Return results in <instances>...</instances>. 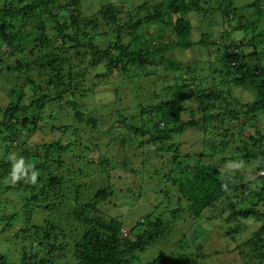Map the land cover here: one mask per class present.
I'll use <instances>...</instances> for the list:
<instances>
[{
	"label": "trees",
	"instance_id": "1",
	"mask_svg": "<svg viewBox=\"0 0 264 264\" xmlns=\"http://www.w3.org/2000/svg\"><path fill=\"white\" fill-rule=\"evenodd\" d=\"M85 1L0 0V91L11 82L0 106V237L19 246L17 259L0 252V264H199L206 255L194 253L193 237L205 221L236 223L225 231L233 240L240 223H257L238 247L264 258V0L109 2L91 13ZM217 20L225 26L216 33ZM179 49L196 55L185 64L172 57ZM117 78L139 81L137 105L106 126L83 100ZM216 100L225 107L215 109ZM190 128L196 142H179ZM36 132L50 136L35 142ZM98 132L113 161L88 160ZM13 157L26 172L15 181ZM126 164L133 188L153 183L154 202L137 204L131 225L108 210L120 208L110 173ZM92 176L106 182L83 195ZM184 214L190 227L176 232ZM35 247L42 257L33 261ZM152 247L159 251L142 260Z\"/></svg>",
	"mask_w": 264,
	"mask_h": 264
},
{
	"label": "rangeland",
	"instance_id": "2",
	"mask_svg": "<svg viewBox=\"0 0 264 264\" xmlns=\"http://www.w3.org/2000/svg\"><path fill=\"white\" fill-rule=\"evenodd\" d=\"M139 0H91V4L88 1H85L86 3L83 2L82 7L84 10H86V13H91L93 10H96L99 8L102 4L105 3H125L129 5L136 4ZM239 1V0H238ZM241 11V10H240ZM242 12V11H241ZM247 13V11H244ZM224 22L221 20H217V23L213 24L212 30L214 32L220 31L222 28H224ZM194 38H197L198 33L194 31ZM234 38H240L241 34L240 33H234L233 34ZM196 51H192L191 49H179L175 52L172 53V57L177 58L176 60H181L185 64H188V62L191 61L192 57L196 55ZM208 58H214V56H207L205 55L204 59ZM97 73L96 70L92 72L93 75ZM111 81L115 80V78L110 77ZM109 79V80H110ZM17 82H21L22 80L19 78ZM139 81L135 79H119L117 78L116 81H113L112 84L107 85V86H98L94 92L88 93L87 97L83 100L84 102V108L83 111L86 114L93 115L96 119H101L104 118L106 121L107 125L106 126H111L112 125V118H117V110H119V113H129L133 114L135 106L137 105V101L135 99V95L137 94V91L135 90L137 86L139 85ZM3 86H5V90L0 91V106L8 102V98L5 97V93L7 89H9L11 82H4L2 83ZM237 95H248L247 91H242L241 89H236L235 90ZM30 90L28 87L25 88L24 90V97H22V102L27 103L30 100L29 97ZM214 108H224L225 105L221 104L218 100L213 102ZM261 122H264V118L261 119ZM252 129V128H250ZM44 132V131H42ZM193 130L190 128L185 131L184 134L180 135L178 138L179 142H187L193 144L196 142L195 136H191ZM58 134L60 135L61 133H55V135ZM57 135V136H58ZM50 135H45L43 133H35L32 135V139L35 142L41 141L44 138H49ZM72 135L67 131L64 134L61 135L60 139L67 140L69 137ZM98 140L95 139V143H98L100 148L98 147H91V150L87 152V158L90 161H98V159H105L110 161H113L115 158V149L114 147H109V151L107 150V142L109 141V137L107 134L99 133L97 134ZM149 143L146 144L145 146L148 147ZM145 147V148H146ZM129 151V149H126ZM191 151V150H190ZM205 159L211 160V158L206 157ZM217 161L220 162V166L223 167L221 158L220 156H215ZM69 163L73 162L72 159L68 158ZM109 161V162H110ZM138 162L136 165L138 166L139 169L143 171V169L140 167V159L136 160ZM106 167V165H104ZM136 166V167H137ZM129 169H131V165L126 164L125 167V172L121 169H114L110 173V178H111V184L114 186V191L115 195V204H118L120 208L117 210L119 212H113L111 209V205L108 206V210L110 213L114 215H119L121 216L122 219L125 220V222L128 225H131L135 222L137 219V214H131L132 212L137 211V204L143 205L141 209H145L146 205L152 204L154 202V197L152 195H148L149 193L152 194L153 189L150 187L153 183L146 182L145 189L143 191H140L137 188H133V175L129 174ZM154 170L151 172L153 173ZM156 174L153 175V178L155 180H165V177L163 176L162 173L160 172H155ZM258 175L262 176L264 175L263 172L258 171ZM148 175H145V178H148ZM86 182V187L85 189L82 190L83 195L89 194V192L94 191L98 186H100L101 183L106 182V177L102 176V179L100 180L98 176H92L91 178H87L85 180ZM165 184V183H164ZM160 188H163L164 185H160ZM146 189H148V194L146 193ZM131 190H134L135 195V200L132 198ZM130 192V193H129ZM141 192V193H140ZM140 193V194H139ZM139 195V196H138ZM4 205H7L9 202L8 200H3L2 201ZM11 208H7L6 211L10 212ZM13 213V211H12ZM185 217L182 219H185L186 222H178L176 225L175 231L176 232H183L187 231L188 227H190V223L192 222L187 214H184ZM36 223H41V219L36 220ZM2 225H4V222H1ZM12 228L11 231L14 232V228L16 225H20L19 220L14 218L12 219ZM0 225V226H2ZM199 227L196 226V231L195 235L193 237V241L201 246L200 250L197 251L196 247L194 248L195 252L194 253H200L203 254L204 256L206 255V258H204V262L198 260L199 264H264V258L257 259L256 255L254 252L249 250L248 248H242L239 249V245L241 243L243 244V241L250 237V233L253 230H256L258 224L254 223L252 221H243L240 223V232L234 234L235 239H230L226 234L225 231L229 228H234L236 223H231V224H223L220 227L219 224L217 223H208L207 221L203 222L202 224H198ZM247 226V227H246ZM125 231H128V228H125ZM178 238V237H176ZM173 244V243H170ZM158 247L163 249V246L158 245ZM167 250L170 252H174V246H167ZM240 250L243 251L241 254ZM19 249V246L17 247L16 243L14 241H7L4 238V235L0 237V252L1 253H11L13 255L14 259L18 258L17 251ZM164 250V249H163ZM159 250L155 247L150 248L147 250L144 254L139 255V257L142 260L149 261ZM182 253L184 251H181ZM264 252V250H263ZM187 254L190 253V251L186 252ZM33 256V261L41 256V253L39 252V249L37 247L34 248V251L31 253ZM210 254V256H209ZM194 256V255H190ZM192 259V257H191ZM137 263V262H136ZM186 264H192L191 260L188 262H185ZM139 264V262H138ZM143 264V263H142Z\"/></svg>",
	"mask_w": 264,
	"mask_h": 264
},
{
	"label": "clouds",
	"instance_id": "3",
	"mask_svg": "<svg viewBox=\"0 0 264 264\" xmlns=\"http://www.w3.org/2000/svg\"><path fill=\"white\" fill-rule=\"evenodd\" d=\"M14 165H13V173H12V179L15 181L16 179H19L21 176L26 175L25 169H24V162L23 160L16 161L15 157H13ZM28 168L30 169L31 166L29 165ZM33 181L36 178V173L32 172V175L30 177Z\"/></svg>",
	"mask_w": 264,
	"mask_h": 264
},
{
	"label": "bare ground",
	"instance_id": "4",
	"mask_svg": "<svg viewBox=\"0 0 264 264\" xmlns=\"http://www.w3.org/2000/svg\"><path fill=\"white\" fill-rule=\"evenodd\" d=\"M201 47V46H200ZM39 179V178H38Z\"/></svg>",
	"mask_w": 264,
	"mask_h": 264
}]
</instances>
